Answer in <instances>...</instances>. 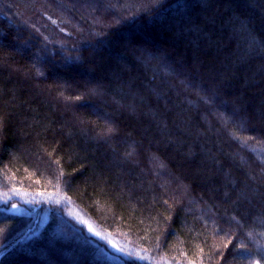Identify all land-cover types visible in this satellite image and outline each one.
I'll use <instances>...</instances> for the list:
<instances>
[{
  "label": "trees",
  "instance_id": "obj_1",
  "mask_svg": "<svg viewBox=\"0 0 264 264\" xmlns=\"http://www.w3.org/2000/svg\"><path fill=\"white\" fill-rule=\"evenodd\" d=\"M0 192L132 254L9 203L0 264H264V0H0Z\"/></svg>",
  "mask_w": 264,
  "mask_h": 264
},
{
  "label": "rangeland",
  "instance_id": "obj_2",
  "mask_svg": "<svg viewBox=\"0 0 264 264\" xmlns=\"http://www.w3.org/2000/svg\"><path fill=\"white\" fill-rule=\"evenodd\" d=\"M9 203L15 204L11 206V210L14 212L18 211L21 213H28V210L31 209L32 214H36L37 208L43 206L55 205L57 207H60L58 209H60V212H62L64 218H70L74 220V222H76L78 225L84 227L90 235L96 237L97 240L101 242L104 241V238L108 240L109 248L113 254L115 252L123 256H132V254L128 252L129 248H127L123 244L109 240L108 237L99 234L100 232L97 231L95 227L91 223H89L85 218L83 219L82 216L79 215V213H76V211L60 195H57L56 197L51 195L32 196L26 195L24 193L6 194L0 192V204L7 205ZM45 216L46 212H43V214L41 215V219H44ZM135 255L137 258H139L141 262H144L145 264H168L160 260H153L152 258H148L142 253L141 255L138 253Z\"/></svg>",
  "mask_w": 264,
  "mask_h": 264
}]
</instances>
